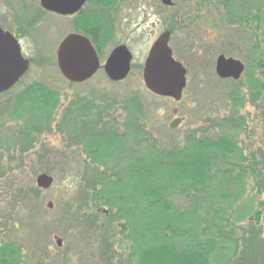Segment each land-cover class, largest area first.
Returning <instances> with one entry per match:
<instances>
[{"label": "rangeland", "instance_id": "obj_1", "mask_svg": "<svg viewBox=\"0 0 264 264\" xmlns=\"http://www.w3.org/2000/svg\"><path fill=\"white\" fill-rule=\"evenodd\" d=\"M171 1L172 6L161 0L117 3L114 39L125 35L123 41L133 56L132 69L121 81L109 80L102 69L113 46L111 42L101 49L100 69L85 81L71 83L60 73L55 60L60 39L57 17L49 13L40 18L31 14L20 16L16 12L0 16V23L20 37L25 54L32 58L25 77L13 89L0 94V244L18 247L20 264H128L130 259L132 250L125 239L123 221H115L111 227L97 211H104L105 206L95 207L81 199L93 176L106 170L101 165L93 164L98 171L86 167L84 154L79 152L80 142L76 143L78 139H75L80 137L68 127L72 120L62 124L63 117L71 116L68 109L73 108L72 101L79 98L102 110L92 132L135 130L145 135L141 141H155L158 146L184 144L193 136L231 140L242 152L248 177L243 195L228 210L232 229L227 230H236L238 235L247 230L246 238L256 232L255 239L264 241L263 107L258 109L250 103L244 90L258 88L257 83L264 80V51L262 44H256L258 38L264 41V0L256 4L251 0H236L233 10L227 7V0ZM0 7L5 9L3 4ZM236 20L239 24L246 20L250 24L254 55L259 47L258 59L253 61L248 74L256 76L252 83L246 73L237 82L222 81L214 73L219 53L243 60L247 57L244 27L225 26ZM28 21L34 28H40L38 35L23 30ZM166 29L172 31L169 45L173 56L187 70L186 87L179 101L151 94L142 77L149 46ZM33 84L58 95L50 119L41 121L36 114L9 117L7 109ZM133 99L139 104L135 112L127 104ZM174 116L182 119L176 127L169 128ZM234 118L239 124L233 128L230 120ZM29 137V141L33 139L30 145L26 141ZM127 143L132 145L135 141ZM237 166L235 171L239 170ZM41 173L53 178L47 188L36 184ZM233 191L231 188L230 192ZM174 201L185 207L188 199L176 197ZM224 206L227 208L229 204ZM243 207L246 209L242 219L236 221ZM57 238L61 239L60 246Z\"/></svg>", "mask_w": 264, "mask_h": 264}, {"label": "trees", "instance_id": "obj_2", "mask_svg": "<svg viewBox=\"0 0 264 264\" xmlns=\"http://www.w3.org/2000/svg\"><path fill=\"white\" fill-rule=\"evenodd\" d=\"M235 2L227 0V7L233 10ZM16 99L6 108L11 118L36 114L47 121L58 103L54 91L38 84ZM137 102H127L131 111H137ZM71 105V116L63 117L62 124L72 120L68 127L83 138L79 152L86 167L98 171L93 166L101 165L106 170L93 176L81 199L105 206V211H97L111 227L123 221L120 227L132 250L128 264H264V241L255 239L256 232L246 238L247 230L240 235L231 230L228 210L243 195L248 177L242 152L231 140L193 136L184 144L158 146L141 141L145 135L135 130L92 132L101 119L100 107L85 98ZM29 139L28 145L33 142ZM129 140L135 144L128 145ZM176 197L188 199L187 205L176 203ZM245 209L239 210L236 221ZM20 255L18 247L0 244V264H20Z\"/></svg>", "mask_w": 264, "mask_h": 264}, {"label": "water", "instance_id": "obj_3", "mask_svg": "<svg viewBox=\"0 0 264 264\" xmlns=\"http://www.w3.org/2000/svg\"><path fill=\"white\" fill-rule=\"evenodd\" d=\"M59 4L66 7L70 0H41L44 8L59 12ZM165 5H171V0H161ZM62 10L63 13L71 12ZM169 32L159 34L150 46L143 63L142 77L146 89L159 97L171 98L179 101L186 85V70L177 61L168 45ZM131 55L124 46L115 48L108 56L104 69L111 80L123 79L129 71ZM57 66L62 75L70 82H82L89 79L98 68V59L90 43L81 35L71 34L60 44L57 51ZM29 68L28 59L21 54L20 47L14 37L0 29V93L13 87ZM243 65L234 59L219 56L216 71L221 77L233 76L237 78ZM180 119L169 124L176 127ZM53 181L52 176L41 173L36 177V184L40 188H47ZM58 246L61 239L57 238Z\"/></svg>", "mask_w": 264, "mask_h": 264}, {"label": "flooded vegetation", "instance_id": "obj_4", "mask_svg": "<svg viewBox=\"0 0 264 264\" xmlns=\"http://www.w3.org/2000/svg\"><path fill=\"white\" fill-rule=\"evenodd\" d=\"M118 2H120V0H70L69 4L66 7H63L62 3L59 4V1H58V8L60 11L55 12V11H51V10L44 8L42 3H41V0H36V2L33 0V3H29V0H0V4H3L5 6L4 10H1L2 8L0 7V16L2 15L4 17H6L7 15H12L14 12H16V14H18L20 16L22 14H23V16H25L27 14H31V15H34L33 17L37 16L38 18H40V16L43 15L44 13H49V15H54L58 19V22H59L58 27L60 29V39L57 43V47H56V51H55L56 63H57V51H58L60 44L64 41V39L67 36H69L71 34H78V35H81L82 37H84L90 43L92 48L94 49V52H95L96 57L98 59V68L96 69L94 74L101 67V64H100V57L102 55L101 49L103 47H105L108 43L111 42L113 46L110 49L108 55L106 56V58L104 60L103 65H102V69H103L106 77L109 80H111V79L108 77L107 72L104 69V64H105L108 56L110 55V53L115 48H117L119 46L126 47L129 51L130 55H131V58L129 61V71H128L127 75L123 79H121V80H124L128 76V74L130 73V71L132 69V57L133 56H132V53L130 52L128 46L126 45V43L123 41L125 39V35L124 36L119 35L117 39H114L115 34H116V30H115V22H116V15H117L116 5ZM172 5H173V3L170 6H172ZM71 8H72L71 12L63 13V11H62L64 9L70 10ZM250 10H254V9H250ZM256 11H258V9L255 10V12ZM14 19L16 21H18L16 18H14ZM244 19H246V18H244ZM244 19H241V20H244ZM29 21H28L27 26H24L23 30L26 31L27 33L32 31V33H34V35H38L40 32V28H34V26H31L29 24ZM238 21L240 22L239 19H238ZM95 22H97V23H95ZM235 22L236 23L225 24V26L231 25L234 27H242V28L244 27L243 29L247 34V40H248V49L246 50V56L247 57H244V60H243V59L235 57L231 54L219 53L215 58L214 73L217 76V78L222 80V81L229 80V81H233V82H237L240 79H242L244 74L246 73L247 74L246 77L248 76L247 80L250 79L251 81L250 80L249 81L252 83V81H254L253 79H255L256 76L253 73H250V75H248V74L250 72V69L253 68L252 67V65L254 64L253 61L255 62L258 59L259 47H256L258 49V52L254 55V50H255L254 44L255 43H253L254 38H253V40L251 39V36H253V33L251 31L252 28H251V26H249L250 25L249 23H246L247 20L244 21V23H240V24L237 23V20ZM64 27H65V29L63 31H61ZM0 29L4 32L10 33L14 37V39L16 40V42L18 43V45L20 47V51H21L22 56L24 58L28 59V61H29V68L26 71V73L15 83V85L13 87H11L7 91H5V92H8L11 89H13L28 73V71L30 69V65L32 64V58L28 57L25 54L23 47H22V44L20 42V37H18L16 35V33L13 32L12 29L6 27L2 23H0ZM164 31L169 32V41H170L172 31L170 29H166ZM40 36L43 37L42 32L40 33ZM156 38L153 40V42L156 40ZM258 40L259 41H256L257 46H260L262 44L261 50L264 51V41L261 40L260 38H258ZM169 41H168V45H169ZM153 42L151 43V45L153 44ZM150 46H149V48H150ZM172 54H173V51H172ZM219 56H223L225 58H231V59L237 60L243 65V69L237 78H234L233 76L221 77L217 74L216 64H217V58ZM173 57L175 58V56H173ZM247 58H248V60H247ZM175 59L178 60L177 58H175ZM182 65L184 66L183 63H182ZM184 68L186 70L185 66H184ZM186 75H187V70H186ZM121 80H111V81H121ZM186 82H187V79H186ZM257 84L260 85V87H258V88L251 87L250 89H244V90H245L246 96H247L246 99H248V101L250 103L253 102L254 106L257 107L258 109L261 106L263 107L261 109L262 110L261 115L264 117V80L262 81V83L258 82ZM185 87H186V85H185ZM185 87H184V89H185ZM184 89H183V91H184ZM5 92H3V93H5ZM235 103L237 104L238 102L235 101ZM173 118H174L173 121L175 119H180V121H181V119H182V118L177 117V116H174ZM230 121H231V126L233 128L239 124L238 121L236 120V118L231 119ZM220 126L222 127L223 125H220ZM223 128H225V126ZM75 139H78V141L76 143L83 141V138H81V137L75 138Z\"/></svg>", "mask_w": 264, "mask_h": 264}]
</instances>
